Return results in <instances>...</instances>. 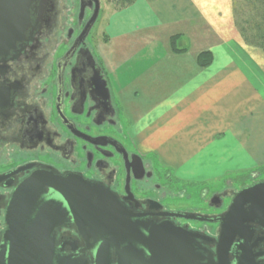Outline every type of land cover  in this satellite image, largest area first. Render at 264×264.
Masks as SVG:
<instances>
[{
  "label": "flooded vegetation",
  "instance_id": "af4514ba",
  "mask_svg": "<svg viewBox=\"0 0 264 264\" xmlns=\"http://www.w3.org/2000/svg\"><path fill=\"white\" fill-rule=\"evenodd\" d=\"M23 4L27 17L19 40L0 54V241L14 190L33 173L45 172L99 185L132 214L195 234L210 264H264L262 217L243 223L237 234L231 230L232 240L217 252L216 221L236 192L214 193L204 203L210 211L202 210L179 181L129 145L112 81L89 41L101 5L82 39L96 13L93 0ZM55 233L56 246L65 252L71 243L84 247L72 223ZM86 259L92 261L90 254Z\"/></svg>",
  "mask_w": 264,
  "mask_h": 264
},
{
  "label": "crops",
  "instance_id": "0c3cea01",
  "mask_svg": "<svg viewBox=\"0 0 264 264\" xmlns=\"http://www.w3.org/2000/svg\"><path fill=\"white\" fill-rule=\"evenodd\" d=\"M111 13L94 52L129 145L190 185L264 167V53L242 40L232 0H137ZM203 52L211 63L199 67Z\"/></svg>",
  "mask_w": 264,
  "mask_h": 264
},
{
  "label": "water",
  "instance_id": "95a60500",
  "mask_svg": "<svg viewBox=\"0 0 264 264\" xmlns=\"http://www.w3.org/2000/svg\"><path fill=\"white\" fill-rule=\"evenodd\" d=\"M93 1L96 13L82 39L99 11L100 1ZM23 2L0 0V54L19 40V28L27 17ZM259 217L264 218V181L237 191L224 217L216 221L218 254L232 240L233 236L227 239L231 230L237 234L239 226ZM4 219L0 264H210L211 260L195 234L132 214L110 191L76 176L33 173L14 190ZM68 223L75 226L83 248L71 243L70 252H65L56 246V228Z\"/></svg>",
  "mask_w": 264,
  "mask_h": 264
},
{
  "label": "rangeland",
  "instance_id": "374dc122",
  "mask_svg": "<svg viewBox=\"0 0 264 264\" xmlns=\"http://www.w3.org/2000/svg\"><path fill=\"white\" fill-rule=\"evenodd\" d=\"M99 1L101 5V14L89 36L90 38L89 41L92 42L91 47L93 51L95 50L96 44L102 40L103 34H104V28L107 24V20L112 14L111 13L112 10L114 9L113 6L109 4L106 0H99ZM241 4H243L242 0H241ZM146 160H149V159L147 158ZM160 170L159 172L161 174H163V170L165 173H169L168 170L163 169L162 172ZM259 179H264V167L260 169H253L250 171H246L245 173L240 174L238 176L231 175L229 177H224L223 179H220L214 183H205L201 185L199 184L190 185L185 182H180V184L182 185L181 186L182 191L183 190L185 191L183 194L189 195L192 197L191 199L192 204H194L195 206H197L198 208L202 210L210 211L209 208H206V205L204 203L207 202V200L210 199L214 193L218 191H223L226 189L237 192L241 190L242 188L249 186L250 184L254 183L255 181Z\"/></svg>",
  "mask_w": 264,
  "mask_h": 264
},
{
  "label": "trees",
  "instance_id": "16d2710c",
  "mask_svg": "<svg viewBox=\"0 0 264 264\" xmlns=\"http://www.w3.org/2000/svg\"><path fill=\"white\" fill-rule=\"evenodd\" d=\"M113 10L121 11L133 5L137 0H106ZM232 0V12L235 26L247 46L255 47L264 53V0ZM248 16V17H247ZM175 38L171 39L174 43ZM176 50V49H175ZM211 63L209 52L200 53L197 57L199 67Z\"/></svg>",
  "mask_w": 264,
  "mask_h": 264
}]
</instances>
